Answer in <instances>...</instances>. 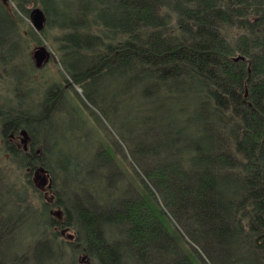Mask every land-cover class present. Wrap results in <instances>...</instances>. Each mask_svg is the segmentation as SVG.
Segmentation results:
<instances>
[{
  "label": "trees",
  "instance_id": "1",
  "mask_svg": "<svg viewBox=\"0 0 264 264\" xmlns=\"http://www.w3.org/2000/svg\"><path fill=\"white\" fill-rule=\"evenodd\" d=\"M9 1L0 75L17 78L14 100L0 96V264H264V0ZM26 4L41 7L40 34L80 93L58 80L35 107L24 101ZM96 125L105 138L92 149ZM22 130L26 149L8 140ZM59 138L118 181L99 195L85 166L62 164ZM9 161L24 183L8 179Z\"/></svg>",
  "mask_w": 264,
  "mask_h": 264
},
{
  "label": "rangeland",
  "instance_id": "2",
  "mask_svg": "<svg viewBox=\"0 0 264 264\" xmlns=\"http://www.w3.org/2000/svg\"><path fill=\"white\" fill-rule=\"evenodd\" d=\"M2 2L4 4H6L7 8L10 10V12L12 13V6L9 5L10 1L9 0H2ZM25 7L27 9H29L28 12V16L21 14L19 15V24H20V29L19 32L23 35V39L25 43H22V50L19 51V57H17L20 61H22L24 64L26 63V65H31L33 68L32 72H29L26 76L25 73H18V76L21 77V86L23 90L29 89L26 95H23L24 97V101L26 102L27 105L35 107V105L38 103V101L40 100L41 97H43L44 95V90L48 87H51L52 89H54V85L56 86V82L59 80L61 82V85L64 87V89L66 91H70L76 90L77 93H80L79 88L77 87H73V85H71L69 82H65L63 81V77L61 74H59V69L58 66L56 64L57 62V57H56V53H55V49L53 48L52 45H50V43H48L46 40H44L43 36L40 34V32L44 31L45 26L43 27V29L41 31H36L32 25V21L30 18V13L32 10L38 8L41 9L40 6H36L34 4H26ZM14 15V14H12ZM28 29H32L35 33H37L38 35H40L41 37V42L40 43H35L33 41H31L30 39H26V35H25V30ZM50 30L47 29V31H45V34H50ZM39 47H44L46 49V51L49 54V59L46 63H44L41 67H35V61L33 59V52L39 48ZM41 65V63H40ZM15 73H13L12 75H8L7 73H1L0 75V96H4V98L8 97L11 98V100H14L13 95L15 94V91L12 89V85H13V79L15 80L17 77L16 75H14ZM25 77V79H24ZM59 89V87H58ZM57 90V89H56ZM59 92V91H58ZM66 95H70L69 93H67ZM71 96V95H70ZM73 98V97H72ZM74 100V99H73ZM81 108V107H80ZM85 110V109H84ZM71 111V110H70ZM95 127L97 128H92L88 134V138L89 140H94L91 142V146L92 149H94L98 142H101L102 140H104L105 136H102V132L99 130L98 126L96 125ZM86 127H84L85 129ZM54 132V136L57 135V130H53ZM76 132V131H74ZM81 133H79L78 135H80ZM81 136V135H80ZM10 139V138H9ZM60 139V138H59ZM67 138H65L66 140ZM3 139H0V141H2ZM15 144L17 146H22L21 143V139L18 141L17 139H15ZM80 139L78 138V141ZM77 141V140H75ZM73 144H75L76 142L72 141ZM60 145H61V152L58 156H60V159L62 160V164H65V160H71V161H77L78 164L81 163V165L85 166V169L81 170V172L79 173V176H85L86 174H91L92 177V181L94 180H98V182H100V185L98 186V188L100 189L99 191V195L103 194V190H104V186H106V180L108 179L109 184L112 185L114 184L116 181H118V175L116 173H112L109 178L107 177L108 175L105 176V173H99V167L102 166H96V165H88L86 163L87 159H90V156L88 157V155L92 154L89 150L86 153L82 152V151H77L79 150L80 146L76 149V151L74 150L72 153H66L68 148L66 147L68 143L63 142L62 139H60L59 141ZM23 147V146H22ZM82 148V147H81ZM67 154V155H66ZM3 161H1L2 163ZM6 163V175L8 177L9 180L18 182L20 184L24 183L23 182V176H22V172L23 169H20L19 167H17L16 164H14L12 161L9 162H5ZM4 164V162H3ZM124 168L126 167L125 164H121ZM99 179H98V176ZM40 177L36 176L35 178H33V174L32 176V180L33 183L35 184V187L37 189H41L42 191H47L48 190V186L46 184L47 178L45 177V173L39 174ZM30 176V177H31ZM123 176V174L121 175ZM42 177L45 179V187H42V185H40V182L42 180ZM86 178V177H85ZM103 180V181H102ZM31 187V186H30ZM30 187H28L27 193L30 192ZM96 192V191H95ZM49 193H47V197ZM50 197V196H49ZM36 202L37 200L34 199ZM57 212H60L58 210H55L54 212L52 211V213H54L56 215ZM59 214H57L56 216H58ZM60 216V215H59ZM64 234V232H63ZM62 234V235H63ZM67 235L68 234H64L62 236V239H67ZM68 238H71V236L69 235ZM36 260L37 261H42L45 259V256L47 255V250L45 248V245H39L38 248L36 249ZM77 255H74V258L76 259ZM62 258V257H61ZM68 259V256H64L61 264H66ZM80 259V258H79ZM84 260V259H83ZM80 261H82V259H80ZM24 264H31V262L28 260L26 261Z\"/></svg>",
  "mask_w": 264,
  "mask_h": 264
},
{
  "label": "bare ground",
  "instance_id": "3",
  "mask_svg": "<svg viewBox=\"0 0 264 264\" xmlns=\"http://www.w3.org/2000/svg\"><path fill=\"white\" fill-rule=\"evenodd\" d=\"M39 13H42L41 14V18H40V20L38 21V19L35 17V14H37L38 16H39ZM30 18H31V21H32V25H33V27H34V29L36 30V31H41L42 29H43V27H44V25H45V20H44V13H43V11H42V9H38V8H36V9H34V10H32L31 11V13H30ZM37 21V22H36ZM34 22H36V24H34ZM37 50H41L42 52H43V54L45 55V59L42 61V63H41V65H39V66H35V67H41L44 63H46L47 61H48V59H49V54H48V52L46 51V49L44 48V47H39V48H37ZM33 59H34V61H35V63H36V59L34 58V56H33ZM78 95V94H77ZM81 98V97H80ZM21 132L22 133H24V134H21ZM20 137H21V143L23 144V146H24V149H26V147H27V142L29 141V136L27 135V132L26 131H24V130H22V131H20ZM39 174H41L42 175V172H33V178H35L36 176H38V177H40V175ZM48 175V174H47ZM43 178V177H42ZM45 184V183H44ZM44 184L42 185V187H45L44 186ZM57 214H60V212H57L56 213V215ZM59 216V215H58Z\"/></svg>",
  "mask_w": 264,
  "mask_h": 264
},
{
  "label": "water",
  "instance_id": "4",
  "mask_svg": "<svg viewBox=\"0 0 264 264\" xmlns=\"http://www.w3.org/2000/svg\"><path fill=\"white\" fill-rule=\"evenodd\" d=\"M42 13H39V16L37 14H35V17L38 19V21L40 20V18L42 17L41 16ZM40 17V18H39ZM37 22V21H36ZM36 22H34V24H36ZM37 25V24H36ZM33 56L34 58L36 59V63H35V66H39L40 63H42V61L45 59V55L43 54V52L41 50H35L33 52ZM21 134H24L21 132ZM45 183V179L42 178L41 182H40V185H43Z\"/></svg>",
  "mask_w": 264,
  "mask_h": 264
},
{
  "label": "flooded vegetation",
  "instance_id": "5",
  "mask_svg": "<svg viewBox=\"0 0 264 264\" xmlns=\"http://www.w3.org/2000/svg\"><path fill=\"white\" fill-rule=\"evenodd\" d=\"M8 137L10 138H8V140H9V142L10 143H14L15 144V139H17L18 141L21 139V137H20V133L17 135V136H15V135H13L12 133H9L8 134ZM16 145V144H15ZM17 146V145H16ZM22 146H23V144H22ZM23 149H24V146L22 147ZM37 151V150H36Z\"/></svg>",
  "mask_w": 264,
  "mask_h": 264
}]
</instances>
